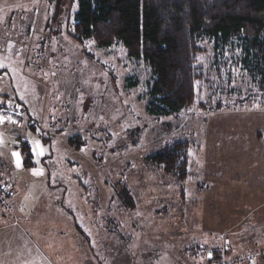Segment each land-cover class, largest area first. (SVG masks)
I'll use <instances>...</instances> for the list:
<instances>
[{"label":"rangeland","instance_id":"obj_1","mask_svg":"<svg viewBox=\"0 0 264 264\" xmlns=\"http://www.w3.org/2000/svg\"><path fill=\"white\" fill-rule=\"evenodd\" d=\"M74 7L0 0V75L44 118L30 120L35 134L52 136L30 137L34 166L13 172L22 228H5L0 254L9 264H205V249H221L224 264H264V86L239 42L202 39L194 103L155 117L149 69L120 45L77 42ZM178 142L184 180L151 160ZM122 185L126 204L112 200Z\"/></svg>","mask_w":264,"mask_h":264},{"label":"trees","instance_id":"obj_2","mask_svg":"<svg viewBox=\"0 0 264 264\" xmlns=\"http://www.w3.org/2000/svg\"><path fill=\"white\" fill-rule=\"evenodd\" d=\"M75 5L72 27L77 42L92 41L99 48L120 45L130 59L149 69L148 114L165 117L194 103L196 84L203 78L198 63L202 39L212 40L215 49L234 39L239 42L243 68L264 86V0H75ZM62 132L64 128L57 133ZM38 137L46 144L52 139ZM68 143L75 150L84 145L79 136ZM18 151L23 167L34 166L27 141L19 143ZM187 158V145L178 142L163 147L151 160L184 180ZM122 187L112 200L126 204L129 197ZM9 202L4 209L9 210ZM210 251L213 256L205 264L222 263V250Z\"/></svg>","mask_w":264,"mask_h":264},{"label":"crops","instance_id":"obj_3","mask_svg":"<svg viewBox=\"0 0 264 264\" xmlns=\"http://www.w3.org/2000/svg\"><path fill=\"white\" fill-rule=\"evenodd\" d=\"M0 71H3L0 69ZM2 72V73H3ZM3 74L0 75V102L1 101H10L14 102L20 105L22 111H23V119L26 121V125L24 123L20 127L22 130L21 132L18 131V125L16 126H11L8 123H0V179L3 181L5 184H7L10 188L11 191V200L9 202V210H7L9 213H6L2 207L0 206V241L4 240L5 233L7 230L5 229L6 227H21L20 220L17 218V210L15 209V204H17V199L16 198V193L20 190V186H18V183L20 182L19 179H16V176H14V170L15 169H20L23 168L22 165V159L20 156V153L18 151L17 145L22 142V141H27L29 145H31L29 138H37L39 140V137L37 134H35V131L30 127L33 123V121H30L31 119H37V120H42L44 118L40 117L39 114H34L35 111L31 109L29 106L26 105L25 100L19 94L16 93L14 87L12 86V81L11 79H4L2 78ZM51 111V109H48V111ZM51 118L52 116H45L46 119ZM27 121H30L28 123ZM48 125L50 126L52 122L48 121ZM29 127V128H28ZM25 129V130H24ZM17 152L19 153V157L21 160V167L17 168L15 165V158L13 157L12 153ZM44 155V154H43ZM49 185L50 183L47 182ZM15 193V195H14ZM5 212V213H4ZM17 212V213H16ZM6 214V215H5ZM7 220V221H6ZM20 234V232H19ZM4 249V247H3ZM2 249V253L0 254V264H9L7 261L10 260V255H7L8 258H6L5 251ZM180 251L178 250V253ZM180 254V253H179ZM178 254V255H179ZM190 254V253H189ZM191 255V254H190ZM26 258L25 257H20V261H17L15 264H20L21 261H24ZM145 261V260H144ZM180 264V263H179Z\"/></svg>","mask_w":264,"mask_h":264},{"label":"built area","instance_id":"obj_4","mask_svg":"<svg viewBox=\"0 0 264 264\" xmlns=\"http://www.w3.org/2000/svg\"><path fill=\"white\" fill-rule=\"evenodd\" d=\"M0 116L5 118L3 123H8L11 126H16L20 123L23 117V111L19 104L10 101L0 102ZM15 121V123H9L8 119ZM11 198V191L7 184L0 179V206L8 209V202ZM206 257L209 259V254L213 256L210 250H204ZM224 264V263H220Z\"/></svg>","mask_w":264,"mask_h":264},{"label":"snow or ice","instance_id":"obj_5","mask_svg":"<svg viewBox=\"0 0 264 264\" xmlns=\"http://www.w3.org/2000/svg\"><path fill=\"white\" fill-rule=\"evenodd\" d=\"M73 10L75 11L76 8L74 7ZM2 67H3V65L0 64V68H2ZM4 120H5V118L3 116H0V123H3ZM8 122L9 123H15V121L11 120L10 118L8 119ZM32 151H33V154L36 155L37 157L42 156L44 154V150L40 147L39 142H36L33 145ZM12 155L15 158V165H16V167L17 168H20L21 167V160H20V157H19V153L13 152ZM33 174L34 175H39V174H42V173L34 172ZM210 258H211V254H209V259Z\"/></svg>","mask_w":264,"mask_h":264}]
</instances>
